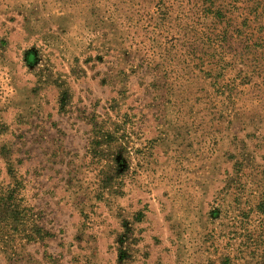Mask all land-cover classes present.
<instances>
[{
	"label": "rangeland",
	"instance_id": "rangeland-1",
	"mask_svg": "<svg viewBox=\"0 0 264 264\" xmlns=\"http://www.w3.org/2000/svg\"><path fill=\"white\" fill-rule=\"evenodd\" d=\"M0 264H264V0H0Z\"/></svg>",
	"mask_w": 264,
	"mask_h": 264
}]
</instances>
